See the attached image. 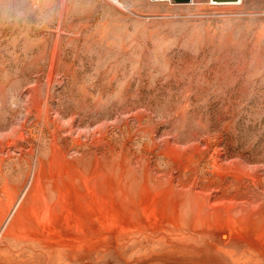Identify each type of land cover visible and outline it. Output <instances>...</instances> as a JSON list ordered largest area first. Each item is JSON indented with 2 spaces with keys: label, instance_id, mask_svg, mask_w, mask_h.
Returning a JSON list of instances; mask_svg holds the SVG:
<instances>
[{
  "label": "rangeland",
  "instance_id": "374dc122",
  "mask_svg": "<svg viewBox=\"0 0 264 264\" xmlns=\"http://www.w3.org/2000/svg\"><path fill=\"white\" fill-rule=\"evenodd\" d=\"M0 264H264V0H0Z\"/></svg>",
  "mask_w": 264,
  "mask_h": 264
},
{
  "label": "water",
  "instance_id": "95a60500",
  "mask_svg": "<svg viewBox=\"0 0 264 264\" xmlns=\"http://www.w3.org/2000/svg\"><path fill=\"white\" fill-rule=\"evenodd\" d=\"M174 2L176 3H187V2H191L192 0H173ZM211 1H214V2H233V1H236V0H211Z\"/></svg>",
  "mask_w": 264,
  "mask_h": 264
},
{
  "label": "bare ground",
  "instance_id": "6f19581e",
  "mask_svg": "<svg viewBox=\"0 0 264 264\" xmlns=\"http://www.w3.org/2000/svg\"><path fill=\"white\" fill-rule=\"evenodd\" d=\"M236 1H240V0H236ZM236 1H233V2H236ZM214 2V1H213ZM219 3V2H218Z\"/></svg>",
  "mask_w": 264,
  "mask_h": 264
}]
</instances>
